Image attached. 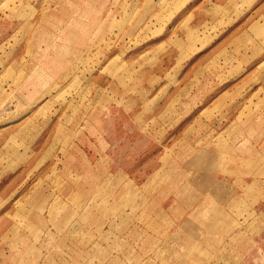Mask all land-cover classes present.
Returning a JSON list of instances; mask_svg holds the SVG:
<instances>
[{"label": "rangeland", "instance_id": "obj_1", "mask_svg": "<svg viewBox=\"0 0 264 264\" xmlns=\"http://www.w3.org/2000/svg\"><path fill=\"white\" fill-rule=\"evenodd\" d=\"M16 1L28 2L3 0L1 7ZM37 2L44 9L30 7L19 16L36 13L40 21L67 24L58 28L67 32L65 43L75 41L70 31L76 29L79 42L85 41L80 47L86 57L68 59L64 66L98 71L108 78L101 83L107 86L113 78L121 89L129 81L122 74L127 67L144 72L163 61L172 89L163 112L154 111L150 123L133 126L134 139L112 140L116 159L130 166L128 176L112 179L102 167L65 171L64 161H74L65 150L75 161L94 157L79 153V138L48 144L54 123L47 120L59 115L64 97H90L91 75L81 80L80 90L76 77L64 87L58 74L62 60H55L57 82L48 84L46 60H39L36 114L41 121L33 143L39 153H32L25 140L5 142L7 152L23 147L24 164L35 160L33 168L19 172L23 180L6 206L13 228L6 236L8 253L21 264H264V0ZM12 49L0 57V66L15 67ZM10 73L1 75L2 83L17 82ZM136 77V94L148 95L149 76ZM106 86L102 91L110 96ZM96 95L107 101L105 92ZM7 99H14L13 91ZM53 102L55 111L48 110ZM11 103L0 107V114L19 113ZM99 146H105L102 140ZM216 171L221 180L231 175L230 185L226 180L223 189L208 187ZM195 178L199 187L191 186ZM78 179L87 183L81 188L85 205L79 201ZM68 180L71 186L64 185ZM229 196L231 203H225ZM216 209L232 218L215 220Z\"/></svg>", "mask_w": 264, "mask_h": 264}, {"label": "crops", "instance_id": "obj_2", "mask_svg": "<svg viewBox=\"0 0 264 264\" xmlns=\"http://www.w3.org/2000/svg\"><path fill=\"white\" fill-rule=\"evenodd\" d=\"M2 1L0 0V57L6 56L7 50L13 48L11 56L15 55V67L7 66L6 62L3 66H0V107L4 106L3 108H6L12 102L11 105L18 108L19 113L13 115L11 113L7 114L5 111L0 114V264H21L17 258L8 253L6 236L13 233V228L8 225L6 206L12 198V194L16 193L17 188L23 180L19 172L23 171L24 166L28 168L30 165L33 168L35 160L32 157L30 163L26 161L24 164L23 154L27 152L23 151L20 143H18L19 149L11 148L7 152L5 142L10 137L22 141L25 140L23 142L27 145L29 142L28 147L32 153L34 152L36 155L39 153L38 145L33 149V143L39 137L38 128L41 120L36 111L39 107V92L41 90L40 84L42 83L39 84L38 68L35 64H38L39 60H46V70L43 72L46 77L43 80L48 84L49 82L51 84L57 82L54 66L55 60H62V68L58 74L62 77L61 83L64 87L71 85L73 83L72 78L76 77V80L79 81L78 87L80 90L84 86L81 80L85 81L88 78L87 75H91L89 76L90 97L85 101L75 99L72 96L64 97L61 111L58 109L59 115L55 119L50 117L47 120L48 124L54 123L47 137L48 144L54 142L55 139L70 143L71 139L79 138L78 140L82 141L79 143L82 152L78 150L79 153L84 154L85 157L88 155L94 157L92 161L87 160V158L75 161L74 156L71 155V153H74L71 150H65V155L69 159L73 157L74 161L70 163L64 161L62 170L78 171L79 174L87 171H96L102 167L104 171L111 173L112 179L114 175L128 176L127 172L130 166L128 163L125 166L123 162L120 163L119 159H116L112 140L118 137L127 140L130 138L134 139L135 132L133 126L136 123H150L154 111H158V114H160L168 107L169 101L166 92H169L172 87L166 82L167 66H164V62L162 61L161 64H154L152 67L145 66L144 72L135 67H127L126 72L122 74L129 76L128 83L123 84L124 87L119 89V84L115 79L111 78L109 83H107L110 92L109 96L107 91H102L105 88L104 86H106L103 82L101 83L105 74L98 71L90 74L87 73V68L81 66L77 68L64 66L68 59L86 57L81 54V48L83 47H80V45L84 46L85 41L79 42L80 36L78 37V35L80 31L78 29L70 31V33L74 34L75 41L73 42L75 43H65L67 32L63 29L58 31V28L66 27L67 24H56L54 21L51 22L49 20L40 21L36 17V13H28L24 18L19 16V13L22 11L30 12V7L36 12L44 9V7H39L37 0H28L27 3L16 1L9 3L7 8L1 7ZM9 9L16 13L8 14ZM215 18L217 16L212 17V19L216 20ZM55 29L57 33H55ZM60 41H62V45ZM160 43L159 40L157 43H154L153 47H151L152 51H155ZM29 61L30 63L25 65V67H19V63L24 64ZM8 72L14 75L16 83H12L10 80H5L2 83L1 75ZM142 72L145 76H149L147 80H150L153 85L152 91L144 97L136 94L135 90V86L139 81L136 75H143ZM60 80L59 78L58 81ZM105 80L108 81L106 76ZM9 91L14 92V99L12 101H7ZM97 92H105L107 101L104 102L97 98ZM3 98L5 102H2ZM55 106L53 102L52 105H48V110L52 109L55 111ZM175 108L178 109L177 106ZM99 140H102L105 146L100 147ZM3 145L4 148H2ZM123 153L121 152V154ZM131 154L134 155V152H131ZM102 159L105 161V165L102 164ZM240 161L247 163V158H240ZM12 162L13 164H11ZM8 163L10 164L8 165ZM193 165L195 164L193 163ZM218 172L216 171L213 177H211L207 185L208 187H219L221 189L226 187V180L231 179V175L226 176L227 179L222 178L221 180L219 179ZM220 172L222 171L220 170ZM70 181L68 180L64 185L71 186ZM228 183L230 185V182ZM86 185L85 180L78 179L79 201L82 204L84 203V205L86 204V193H84V196L81 195V188L86 187ZM200 185L198 178L192 179L191 186L199 187ZM230 198L231 196H229V200L225 201V203H231ZM82 213L80 210L79 215L81 216ZM213 218L215 220H226L231 219L232 216L224 209H216Z\"/></svg>", "mask_w": 264, "mask_h": 264}]
</instances>
